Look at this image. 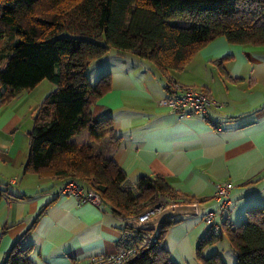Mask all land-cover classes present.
<instances>
[{"label": "crops", "instance_id": "crops-1", "mask_svg": "<svg viewBox=\"0 0 264 264\" xmlns=\"http://www.w3.org/2000/svg\"><path fill=\"white\" fill-rule=\"evenodd\" d=\"M92 64L91 84L110 75L111 88L91 112L95 118L110 117L113 135L119 137L117 144L110 136L91 143L93 152L112 159L133 185L142 176H159L177 199L198 203V216L167 227L163 246L172 263L194 259L195 246L207 234L202 215L216 209L218 182L232 183L224 218L232 228L250 210L264 208V46L235 45L217 37L182 71L165 75L147 60L115 51ZM168 81L215 101L219 108H208L210 122L200 116L178 120L160 106L169 95ZM31 92L0 102V264L18 240L32 248L33 264H88L91 257L112 255L124 227L121 217L102 204H78L73 196H59L65 182L23 173L27 133L36 115L28 103ZM70 141L87 144L89 134L83 130Z\"/></svg>", "mask_w": 264, "mask_h": 264}, {"label": "trees", "instance_id": "trees-1", "mask_svg": "<svg viewBox=\"0 0 264 264\" xmlns=\"http://www.w3.org/2000/svg\"><path fill=\"white\" fill-rule=\"evenodd\" d=\"M217 37L235 45L264 46V0H0V102L33 90L45 79L55 86L27 133L23 173L65 183L77 180L121 218L158 196L180 197L159 176H142L134 191L125 189L126 177L114 161L93 152L91 143L110 136L117 144L119 137L113 135L110 117L95 118L91 112L109 92L111 77L102 76L92 85L86 70L115 51L147 60L163 75L182 71ZM83 130L89 143H72ZM182 202L196 203L184 197ZM248 214L234 228L223 220L219 237L206 234L199 240L196 253L203 264H223L218 255L202 258L200 251L224 231L237 264H264V208ZM167 227L119 264H174L163 246ZM20 241L2 264H33L32 248Z\"/></svg>", "mask_w": 264, "mask_h": 264}, {"label": "built area", "instance_id": "built-area-1", "mask_svg": "<svg viewBox=\"0 0 264 264\" xmlns=\"http://www.w3.org/2000/svg\"><path fill=\"white\" fill-rule=\"evenodd\" d=\"M167 90L169 95L161 99L159 105L166 107L170 112L175 114L178 120L190 116H200L207 122H210L207 116L208 108L211 106L219 108V105L215 101L211 100L204 92L195 88L184 86L174 81H168ZM213 126L217 131H220V125L215 124ZM124 188L134 191L135 185L129 181H125ZM231 189L232 183L228 181L215 184L213 200L216 203V209L206 211L202 215V222L205 224L207 235L210 237L216 238L221 235V223L231 205ZM57 194L59 196H73L78 204L91 203L96 206L101 204L99 196L92 190H85L83 184L77 180H71L62 184ZM168 204H183V202L182 199H169L158 196L153 200L138 205L130 217L122 218L124 227L117 242L115 253L109 256L91 257L88 259V264H119L131 257L148 242L154 241L156 235L153 232L136 231L129 226V222H145L150 217L159 213Z\"/></svg>", "mask_w": 264, "mask_h": 264}, {"label": "rangeland", "instance_id": "rangeland-1", "mask_svg": "<svg viewBox=\"0 0 264 264\" xmlns=\"http://www.w3.org/2000/svg\"><path fill=\"white\" fill-rule=\"evenodd\" d=\"M95 64H90L88 69V81L90 83H94L93 79L94 76L92 74V69L94 68ZM4 67V63L0 66V69ZM55 90V86L50 83L48 80H43L35 89L32 90L30 97H29V105L34 107L35 113L38 111V107L41 105L43 100L50 95ZM87 188L85 185H83ZM169 227V226H168ZM218 255L223 264H237L236 256L229 240L228 232L224 231L222 233L221 239H217L212 244L205 245L200 251V257L207 258L210 255ZM203 264L201 259L198 258L196 253V246L194 248V259L189 264Z\"/></svg>", "mask_w": 264, "mask_h": 264}, {"label": "water", "instance_id": "water-1", "mask_svg": "<svg viewBox=\"0 0 264 264\" xmlns=\"http://www.w3.org/2000/svg\"><path fill=\"white\" fill-rule=\"evenodd\" d=\"M198 214V203L168 204L145 222L130 221L129 226L136 231L153 232L157 236L162 229L171 225L173 221L196 217Z\"/></svg>", "mask_w": 264, "mask_h": 264}]
</instances>
